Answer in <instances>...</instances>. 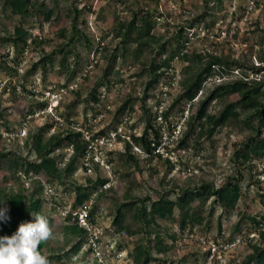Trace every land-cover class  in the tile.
Wrapping results in <instances>:
<instances>
[{
	"label": "rangeland",
	"instance_id": "1",
	"mask_svg": "<svg viewBox=\"0 0 264 264\" xmlns=\"http://www.w3.org/2000/svg\"><path fill=\"white\" fill-rule=\"evenodd\" d=\"M4 2L0 0V154H10L0 158V192L39 200V213L49 218L54 231V237L45 243L41 253L63 254L62 260L55 264L95 260L86 244V235L76 255H64L81 238L79 234L66 232L68 223L64 214L80 208L73 204L74 187L100 177L108 182L99 191L101 198L95 202L97 210L92 222L99 229L101 247L110 250L106 264H131L130 253L137 244L151 252L154 261L150 264H199L205 259L206 244L202 240L221 237L229 243L238 236H242V244L222 254L219 262L245 264L253 252L252 245L262 243L249 235L264 228V159L243 163L234 158L235 149L249 135L244 117L218 127L210 138H199L196 129L186 147H178L179 141L173 146L167 142L162 144V138L171 134L188 112L190 103L173 102L182 91L181 82L188 76L187 68L192 66L194 70L199 63L196 56L201 55L203 62L208 55H215L248 66L259 63L258 57L264 53V0H34L33 9L23 17ZM41 3L45 10H53L49 22L43 20ZM75 9L79 12L77 29L85 38L68 45ZM144 12L152 16L151 43L139 47L131 41L134 33L128 42L121 43L119 27H125L134 14L139 18ZM17 27L27 33L26 45L11 42ZM181 29L183 32L178 38ZM178 42L184 43V53L191 60L183 62L176 56L169 67L158 71L163 75L155 79V73L149 71L150 63L160 64L167 59L170 52L177 51ZM47 56L51 59L45 62L44 68L38 65L36 70H31ZM110 63L113 69L103 79V71ZM241 71L251 81L258 79L248 69ZM235 73L234 70L225 76L237 77ZM152 80L156 81L146 90ZM99 82L103 85L96 89ZM211 83L203 84V94L199 92L197 100L204 97ZM163 92L168 94L164 111L169 113L161 134L154 106ZM92 97H99L100 101L93 103ZM237 99L235 94L217 98L210 103L208 113L216 115L227 103ZM127 102L124 111L117 115L118 108ZM51 106H56L52 112ZM143 107L150 111L152 133L156 129L160 134L162 148L158 157L150 159L132 151L129 155L138 162L136 165L123 151L124 146L119 145L111 153L109 171L95 169L89 176L80 171L66 176L58 171L53 179L35 172L29 179H23L16 174L18 169L10 166L13 161L36 160L29 150L32 137L39 129L52 124L54 127L55 123V131L51 127L44 140L67 125L93 131V126L88 124L91 119L98 120L95 125L102 134L124 120L127 128L131 126L141 134L147 121ZM148 134L153 142L154 134ZM56 152L67 157L71 145L64 144ZM77 162L75 170L80 166V159ZM20 172L24 173L23 169ZM229 177H241V194L228 213L209 198L203 203H193L189 214L194 219L188 221L185 230L179 228L182 214L177 208L171 217L156 219L150 225H144L137 217L138 209L144 207L148 211L150 204L162 195L176 200L183 191L201 182L218 188ZM95 200L96 197L90 198L84 205ZM123 204L130 205L122 208L124 217L115 225L116 212ZM252 219L260 221L261 226L257 227ZM156 236L163 241L162 251L156 245ZM173 238L177 239L176 243ZM248 264H264V260Z\"/></svg>",
	"mask_w": 264,
	"mask_h": 264
},
{
	"label": "trees",
	"instance_id": "2",
	"mask_svg": "<svg viewBox=\"0 0 264 264\" xmlns=\"http://www.w3.org/2000/svg\"><path fill=\"white\" fill-rule=\"evenodd\" d=\"M5 4H8L14 13L18 16H25L29 14L30 10L33 9L35 2L34 0H5ZM40 8L43 10V20L45 22L51 21L53 17V10H45L44 3L40 4ZM74 19L72 21V30L70 37L68 39V45L76 41L84 39L82 32L77 29V15L78 10L74 11ZM134 14L130 22L127 25L120 26L118 35H122V42L126 43L130 40L132 34H135L133 42L138 44L139 47L146 46L151 43L152 37L151 29L152 16L144 12L141 17H137ZM123 31V32H122ZM183 30L178 32V38H181ZM14 37L11 38L13 45L22 43L26 45L25 37L27 33L21 28L14 29ZM8 40H5L7 42ZM264 42V40H263ZM185 45L184 43L178 42L177 51L170 52L167 59H164L160 64L152 61L150 63V73H155L156 77L163 75L159 73L163 68L169 67V63L176 56L183 62H189L191 58L184 53ZM162 48L161 52L162 53ZM69 53V52H67ZM114 57V56H113ZM112 57V59H113ZM67 56L64 57L66 61ZM198 59V64L193 70L192 66H189L186 70L187 77L181 82L182 91L176 97L173 104H177L183 100L190 103L188 106V114L184 121V131L180 139L177 140L178 147H186L187 140L195 133L196 129L199 132V138L206 136L210 138L216 132V129L220 126H225L233 122L239 116L244 117V125L249 129V135L245 140L235 149L233 155L237 161H242L243 163H250L254 159H264V53L258 57L259 63L254 66L250 64L249 66L243 64L240 61H228L224 56L208 55L206 60L203 62L201 60L202 56H196ZM51 56H47L39 61V63L34 64L32 71L36 70L39 65L44 68L46 61H50ZM242 68L248 69L249 72L254 73L258 76L257 80H250L247 74H244L241 70ZM113 69L112 64H108L103 71V79H106ZM235 70L237 77H226V74H232ZM241 71L242 73H239ZM158 72V74H156ZM260 75V79H259ZM211 79V87L206 89V94L201 100H195L201 92L203 94V84ZM156 80L148 82L146 90L150 88ZM103 84L99 82L96 85V89L101 87ZM237 95L238 99L227 103L216 115H211L208 113V107L211 102L217 98L224 96ZM146 97V92H145ZM99 97H92L93 103H98ZM92 103V105H93ZM127 103L120 106L116 112L117 115L122 113L127 107ZM93 107V106H92ZM155 107V106H154ZM146 112V126L140 137L132 136V143H126L125 152L129 155L133 151L134 146L141 147L146 158H155L160 156V154H155L154 151L161 146L160 134L155 129L153 130L154 140L153 142L148 139V132L152 130L151 126V114L148 108L143 107ZM190 112V113H189ZM169 110L162 113L163 119L166 120ZM181 116L183 112L181 111ZM53 125V124H52ZM52 125L45 126L38 130V132L32 137L29 150L35 156L36 160L28 161L24 159L17 162H12L11 167L17 168L16 174L20 171L29 176L32 172L46 175L49 178H55L56 173L63 172L66 176L71 175L76 169V164L78 159L82 156L84 151L85 143L82 141V133L76 132L74 128L67 125V128L63 129L61 132L53 133L50 138L44 140V135ZM64 144H69L74 147L73 155L69 160L64 161L63 156L59 154H54L59 147ZM57 153V152H56ZM10 153L0 154V158L8 155ZM129 158L134 161L137 165L138 162L133 156L129 155ZM98 169V168H96ZM57 176V175H56ZM34 178L40 180L38 176ZM241 178V177H240ZM240 178L239 177H229L228 180L222 184L220 187L215 188L212 183L201 182L198 186L190 188V190L183 191L182 195H178L176 200H171L166 195L158 197L153 201L149 210L147 211L144 207L138 209L137 217L144 221V225L153 224L156 219L165 220L172 216L173 209L177 210L182 214L180 220L179 228L185 230L188 221L194 219L193 215L190 216V211L192 210L193 203L197 201L198 203H203L209 198H213V204L218 205L225 213L232 211L236 206L238 199L240 198ZM37 180V181H38ZM108 182L107 179L97 177L95 180L88 179L85 184L76 185L74 187V206H82L85 202L90 201V198L96 197L94 203H91L89 208V219L93 221L95 216L96 204L101 196H99V191ZM0 200H7V207L9 211L7 215L10 217V221L7 223L0 222V236L11 235L17 228L21 221H31L32 217L30 213L39 212V200H33L30 198L27 200L24 196L20 194H4L0 192ZM130 204H123L121 208H118L116 212V217L114 219V224L119 225L124 217V211L122 208L129 207ZM76 216L72 213H68L64 216V220L67 224L65 227L66 232L70 235H77L81 238L67 251L68 253L76 255L84 245L82 237L85 236V231L79 228L76 224ZM255 225L259 227L262 223L260 221L256 222L252 219ZM264 221V217L262 218ZM261 223V224H260ZM260 224V225H259ZM256 226L254 228H256ZM128 231V229L126 228ZM256 231V230H255ZM253 231V232H255ZM129 232V231H128ZM258 238L260 242H264V229H257ZM175 237V236H174ZM173 243L177 242V239L173 238ZM156 245H158L159 251L165 249L163 241L159 236H156ZM256 239H253L255 242ZM252 245L253 252L248 256L245 264L251 261H263L264 260V244ZM45 243L39 246V249L44 247ZM90 253L89 250H87ZM63 255V254H62ZM62 255H50L46 256L49 258L53 264L60 262L62 260ZM130 258L133 264H150L153 262V258L149 249L141 244H137L132 252L130 253ZM80 264H100L96 261H80Z\"/></svg>",
	"mask_w": 264,
	"mask_h": 264
},
{
	"label": "built area",
	"instance_id": "3",
	"mask_svg": "<svg viewBox=\"0 0 264 264\" xmlns=\"http://www.w3.org/2000/svg\"><path fill=\"white\" fill-rule=\"evenodd\" d=\"M211 82L210 80H207L206 82ZM167 92H163L161 94L160 100L158 101V104L155 105V114H156V121L158 122V125L161 130V134H163V130L166 128V121H164L162 113L166 109L167 104ZM197 101V99L193 100L192 102ZM56 106H51L49 111L52 112L53 108ZM187 112V111H186ZM188 112L185 114V116L182 119L180 123H178L175 128H173L171 134H167L163 136L162 144L169 143L170 145H175L177 143V140L181 137L183 129H184V121L187 116ZM53 116V115H52ZM55 120L59 121L57 117H54ZM98 120L91 119L88 124L89 126H93V131H91L88 128H77L74 127V130L76 132L82 133L81 139L85 143L84 151L82 153V156L80 157V166L77 168L76 171H80L84 176H89L91 173L95 171L96 168L100 170H107L109 171L111 168V153L115 151V149L119 145H123L125 151V145L126 143H132V136L140 137L141 134L136 133V130L131 129V126L127 128L126 120L122 122L118 127L105 132L101 133L99 129H97V126L95 123H97ZM55 126L52 127L51 131H55ZM149 133L152 134V130H149ZM151 140H153L151 138ZM161 144V145H162ZM162 146H159L154 153L160 154V149ZM133 151L135 153H139V155H145L143 151L138 147L134 146ZM74 147L71 145V153L64 157V161L69 160V158L73 155ZM31 173L29 174V176ZM18 176L22 177L23 179H29L27 175H25L22 172H18ZM104 188V187H103ZM102 188V189H103ZM102 189L100 191H102ZM91 205V204H90ZM90 205H82L78 209V211L72 213L73 216H76V224L79 228L83 229L85 231V235L87 236L86 244L88 246V249L91 250V254H93L94 261L100 264H106L108 256L107 254L110 252L108 249H104L101 247V243L99 242V229L95 227V224H93L92 221H90L88 217L89 208ZM66 214H64L65 216ZM264 225V223H263ZM261 226V225H260ZM264 229V228H262ZM250 238H258V232L257 230L253 232V234L249 235ZM203 244H206L203 247V254H205V259L203 261H200L199 264H218L219 260L221 259L222 254H225L230 249H234L235 247H238L240 244H242L243 239L242 236L236 237L233 241L229 243H225L224 240L221 237L211 239L209 241L202 240ZM127 257V254H126ZM131 264H133L132 261H130Z\"/></svg>",
	"mask_w": 264,
	"mask_h": 264
},
{
	"label": "clouds",
	"instance_id": "4",
	"mask_svg": "<svg viewBox=\"0 0 264 264\" xmlns=\"http://www.w3.org/2000/svg\"><path fill=\"white\" fill-rule=\"evenodd\" d=\"M7 200H0V222L7 223ZM31 221H21L9 236H0V264H53L39 249L54 237L49 218L39 212L30 213Z\"/></svg>",
	"mask_w": 264,
	"mask_h": 264
}]
</instances>
